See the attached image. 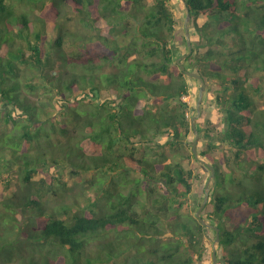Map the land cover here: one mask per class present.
I'll return each instance as SVG.
<instances>
[{
    "label": "trees",
    "instance_id": "1",
    "mask_svg": "<svg viewBox=\"0 0 264 264\" xmlns=\"http://www.w3.org/2000/svg\"><path fill=\"white\" fill-rule=\"evenodd\" d=\"M186 1L193 52L183 63L218 85L222 115L198 150L215 167L202 216L220 228L218 264H264V0ZM69 10L94 33L77 35L86 45L75 55ZM177 24L171 0H0V185L20 180L0 195V236L18 232L0 242V264H113L129 250L123 264L202 261L207 228L184 209L201 175L167 154L192 152L195 139ZM65 166L107 183L93 208L51 204L71 188L47 169ZM238 208L249 212L230 221Z\"/></svg>",
    "mask_w": 264,
    "mask_h": 264
},
{
    "label": "rangeland",
    "instance_id": "2",
    "mask_svg": "<svg viewBox=\"0 0 264 264\" xmlns=\"http://www.w3.org/2000/svg\"><path fill=\"white\" fill-rule=\"evenodd\" d=\"M171 5L172 8L174 9L175 16L177 18L178 24H177V33L179 35L183 34L185 31V17L186 15L183 12L182 8V2L181 0H171ZM69 18H65L61 20L67 30L69 31V34L66 37V53L68 55H75L80 53L81 49H84L85 42L83 39H77L78 34H88L92 35L94 34L92 31L87 30V28L80 23V18L77 14L73 13L71 10H69ZM206 21V17L200 18L199 22L202 24ZM130 34L133 32V28L129 27ZM130 34L129 32L125 35H121L123 40H129L130 39ZM58 33L55 32L53 33L50 32L48 36V40L51 42L56 39ZM178 44V45H177ZM175 46H177V53H182L185 51V48L183 45L179 44L177 42ZM190 85H191V95L190 96H185L183 97V100L188 102L190 105L193 107L197 105V100L199 97V92L201 88V83L199 84L195 79H190ZM210 89L206 87L205 95H204V101L202 103V106H204V111H202L201 116L197 121L200 122V128H202V133H200V138L198 141V146L197 149L201 148L202 145L206 144V141H202L203 135L206 137L208 136L206 134V127L208 126V122L210 121H216L219 127L221 120H222V115H220L219 111L217 110V103L215 101V95L218 92V85L215 84H210ZM261 104H264V98L259 100ZM201 106V107H202ZM222 135L216 134L213 137H209L213 141H218L219 144L223 141ZM194 141V140H193ZM89 146L90 150L94 148L92 144H86ZM192 146V145H190ZM188 146H184L180 148L177 151L172 150L171 148H167V154L169 155V160L168 161H181L186 168H193L195 169V172L199 175H201L200 181H196L194 185V189L192 194L189 197L188 203L185 205V213H192L196 214L197 210L200 207V202L201 199L204 197V190H205V183H207L211 172L209 170H206L202 167H200L202 164L197 160L193 159L190 157L191 155V150L188 148ZM92 151V150H91ZM34 152V151H33ZM203 159L202 157H200ZM205 160V159H204ZM50 170L51 173L58 172L62 174L61 178L64 182L67 183V188H71V190L63 192V196L59 197L58 199H55L53 194H50L48 196L50 202L52 205H60L63 203H66L68 205L73 204L75 205V209L79 208H86L87 206H90L89 208H93V205H90L89 199H93L95 196L97 197H102L103 193L101 192V189L103 187H107V183H104L102 187H100L97 182L92 185L90 182L94 179L97 180V175L95 171H92L90 173H82V174H77V173H71L72 169H69L68 167H64V169H57L55 167H52ZM77 169L73 168V172H77ZM48 173L40 171L39 174L36 175L34 180L38 181L39 179L46 177ZM131 176H138L137 174L131 173ZM17 183H20V180L16 178L13 185L10 187V189H5L4 185H0V195H5V196H10L13 194L14 191L17 190ZM109 184V183H108ZM75 200H77L75 202ZM146 206V199L145 197H140V204H139V211L142 213L143 212V207ZM147 207V206H146ZM205 209L202 211V215L204 214ZM249 210L246 208H238L236 210L231 211V217L230 221H238L245 213H248ZM25 222L27 221L26 219L24 220ZM5 232L3 235H1L0 242H7L10 240H14L18 236V232L16 229H11V230H4ZM216 239V232L214 230L207 228L206 229V252L203 256L202 261H196L195 264H213V247ZM218 247V244H217ZM226 250L221 248L218 251L217 248V253H219V257H222L225 254ZM133 254L132 250L127 251L120 259L114 261L113 264H123L125 262V259ZM112 264V263H111Z\"/></svg>",
    "mask_w": 264,
    "mask_h": 264
},
{
    "label": "water",
    "instance_id": "3",
    "mask_svg": "<svg viewBox=\"0 0 264 264\" xmlns=\"http://www.w3.org/2000/svg\"><path fill=\"white\" fill-rule=\"evenodd\" d=\"M185 12H186V17H185V35H186V40H187V46H188V52L184 55H182L181 57H179L177 59V63L180 66V69L188 76V77H192L194 79H197L200 81L201 83V88H200V92H199V97L197 100V105H196V110L197 113L196 115L192 118V128L194 131V135H195V139L192 142V152L195 156V158L202 164L204 165L207 170V168L211 171V175L206 183L205 186V194H204V200L202 202V204L200 205L199 209L197 210L196 216L197 218L200 220V222L206 227V228H210L212 230H214L216 232V239H215V243H214V247H213V264H218V253H217V244L220 242V228L212 223H210L209 221H207L205 218H203L202 216V211L205 209L206 205L209 202L210 199V182L215 179V167L210 164L209 162H207L204 159L200 158V155L198 153V141L200 138V131L197 128V120L199 119V117L201 116L202 110H201V106L202 103L204 101V95H205V91H206V81L205 79L198 73L192 72L188 69H186V67L184 66V61L192 54L193 52V45H192V41H191V33H190V28H191V24H192V14L190 11V8L188 6V3L186 0H181Z\"/></svg>",
    "mask_w": 264,
    "mask_h": 264
}]
</instances>
